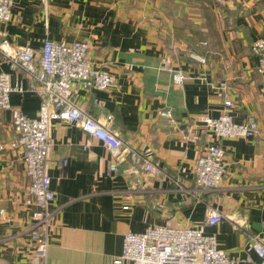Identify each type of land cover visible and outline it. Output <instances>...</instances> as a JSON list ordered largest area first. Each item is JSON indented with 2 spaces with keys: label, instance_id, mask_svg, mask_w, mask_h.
Here are the masks:
<instances>
[{
  "label": "crops",
  "instance_id": "obj_1",
  "mask_svg": "<svg viewBox=\"0 0 264 264\" xmlns=\"http://www.w3.org/2000/svg\"><path fill=\"white\" fill-rule=\"evenodd\" d=\"M48 38L89 42L93 64L116 81L106 90L74 83L72 101L117 134L124 152H150L156 166L147 171L127 154L111 173L103 142L76 123L55 121L48 260L112 264L126 233L165 225L202 226L241 264H262L252 245L264 242V69L251 46L264 39V0H14L11 21L0 24V45L10 44L0 47V72L22 85L10 101L29 117L41 98L4 50L30 45L40 52ZM225 112L236 122L255 119L259 134L217 139L204 121ZM11 120V110L0 109V264H27L36 206L22 151L9 145ZM213 143L226 150V172L218 190L202 191L195 163ZM212 210L224 219L205 226Z\"/></svg>",
  "mask_w": 264,
  "mask_h": 264
},
{
  "label": "built area",
  "instance_id": "obj_2",
  "mask_svg": "<svg viewBox=\"0 0 264 264\" xmlns=\"http://www.w3.org/2000/svg\"><path fill=\"white\" fill-rule=\"evenodd\" d=\"M223 6L237 0H213ZM14 0H0V24L10 22ZM3 35H5L3 33ZM10 44L4 39L0 47ZM90 44L87 40L72 42L55 41L50 38L36 51L30 45L19 46L7 54L13 68L23 69L34 81L33 89L41 98L38 114L29 117L10 101L11 93L23 91L22 85L13 84L9 74L0 72V109L11 110L14 137L9 145L20 149L26 174L30 180L29 192L34 198L36 209L32 213L30 228L35 251L27 264H53L48 260L49 236L53 225L54 211L50 208L56 193L51 186V157L53 147L52 127L55 121L76 123L86 133L96 137L110 150L113 161L109 164L111 173L119 171V165L128 154L133 163L142 164L147 171L155 169L151 153L138 155L135 151L123 149V140L108 130L101 122L79 108L72 101L74 83L85 88L106 90L116 81L115 76L96 67L90 58ZM251 51L260 57V69H264V39L252 43ZM204 61V59H201ZM175 81L180 85L185 74L176 71ZM264 92V85H263ZM231 105V101H226ZM161 114L172 123L171 111ZM205 128L217 139L255 137L259 124L255 119L236 122L230 112L216 118H206ZM192 133V129L189 130ZM5 144H0L4 149ZM226 150L217 143L209 145L195 163V183L202 191H216L220 188L225 172ZM60 165L65 168L66 160ZM129 168L128 171H132ZM224 216L212 210L205 220V226L221 223ZM264 264V242L257 240L252 245ZM112 264H241L225 250L219 248L215 234H207L202 226L170 227L156 225L144 232H128L124 235L121 253L113 258Z\"/></svg>",
  "mask_w": 264,
  "mask_h": 264
}]
</instances>
